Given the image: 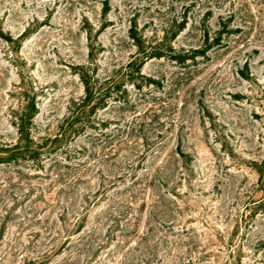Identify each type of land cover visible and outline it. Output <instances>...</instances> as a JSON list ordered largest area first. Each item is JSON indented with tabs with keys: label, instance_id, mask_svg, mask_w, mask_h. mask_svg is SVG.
<instances>
[{
	"label": "rangeland",
	"instance_id": "rangeland-1",
	"mask_svg": "<svg viewBox=\"0 0 264 264\" xmlns=\"http://www.w3.org/2000/svg\"><path fill=\"white\" fill-rule=\"evenodd\" d=\"M131 25L151 44L178 30L175 49L206 54L146 61L142 72L156 83L127 85L124 100L98 112L119 127L115 150L72 142L86 146L90 162L77 186L70 180L79 170L61 169L59 178L52 159L33 175L24 159L0 163V264H116L127 240H137V232H122L136 216L138 232L148 221L187 228L195 255L211 263L229 248L244 260L264 259L256 249L264 240V0H0V154L17 138L13 112L32 98V135L52 138L83 94L76 66L100 78L124 66L135 52ZM101 179L117 183L81 214L74 198L94 193ZM121 210L107 236L105 214Z\"/></svg>",
	"mask_w": 264,
	"mask_h": 264
},
{
	"label": "trees",
	"instance_id": "trees-1",
	"mask_svg": "<svg viewBox=\"0 0 264 264\" xmlns=\"http://www.w3.org/2000/svg\"><path fill=\"white\" fill-rule=\"evenodd\" d=\"M103 13H106V8H103ZM177 33L178 30L172 32L170 35L165 34L159 42L151 44L142 34L138 33L135 25H131L128 29V36L135 46V52L124 66L113 70L108 76L100 78L96 75L95 70L89 73L85 70L84 66L77 65L76 72L83 85V94L78 99L71 101L68 106L67 114L59 122L57 132L50 139L38 141L32 135L31 130L36 113V102H34L33 98L30 101L28 100L23 107L13 112L12 117L16 127L17 138L14 143L6 147L7 149H5L4 152H1L0 163H10L11 161L24 159L26 163L25 174L33 175L35 173L34 171L42 167L41 162L44 159H52V165L58 167L56 175H59V178H62L60 176L64 174L58 172L61 169L79 170L70 180L72 188L73 186H77L81 180L83 169L87 167L90 162L89 156L86 154V146H75L72 145V142L76 139H87L94 142H101L105 144V146H109L110 151H113V149L115 150V146L117 145L115 137L119 134V127L117 128L112 120L100 118L98 112L106 109L110 103H115L116 101H120V99L124 100L127 95V85L140 88L142 85L156 83L154 78L142 72V68L146 61L151 58L168 57L170 60L177 63H185L186 61H194L197 57L205 56V47L191 48L187 51L175 49L170 42L175 39ZM219 36L220 34L213 37L210 43L218 42ZM7 37L9 39V36ZM205 37V41H207L209 38L207 36ZM89 58H92L91 50L89 51ZM179 154L183 157L189 156L180 149ZM260 179L262 180L261 174ZM116 183V180H109V182L105 183L104 180L101 179L97 182V188L94 193L85 191L81 193L79 199L74 198L75 201H79L78 208L82 210L81 214L85 206L94 201L95 204L100 200L99 194H103L108 186L113 188ZM62 191L63 189L58 192L62 193ZM132 202L131 200L129 201L130 204ZM144 204L145 202H142L141 206ZM65 208L66 207L63 206V212ZM125 215L126 213L124 210H121V212L114 216L112 213L105 214L103 224L110 223L107 226V236L111 235V231L115 230L116 227H119L121 217ZM61 216L62 213L60 214V218ZM138 218V216L134 217L135 221L133 223L127 222L122 228L124 235L136 232L138 235L137 240H133L132 243L131 240H127L126 243L130 242L129 249L125 256L120 258L116 264H154L155 262L157 264H214V262L211 263L209 255L206 253L195 255L197 245L195 244V246L190 247L192 241H187V228L175 227L172 223L168 222H162L160 226H158L148 221L144 225L142 231L138 232ZM79 219L80 217L78 215L72 224L76 226V229L83 226L82 222L84 219ZM98 230V227L92 229L91 234H94ZM163 231H165V233L159 240L154 241L151 239L152 234ZM167 231L171 233H167ZM180 232L186 234L179 243V240L177 241L174 237L176 238V235L180 234ZM87 233H89V231ZM67 238L68 236H66L63 242H65ZM229 245L232 246L231 244ZM57 246L58 245L55 244L53 248ZM52 249L44 251L41 257L50 254ZM139 249L143 250L136 255ZM256 249L264 251L263 239L258 240ZM26 259L27 258L24 259V262ZM28 260V262H32L34 258H29ZM61 264L69 263H67L65 259ZM70 264L76 263L70 262ZM86 264H88V262H86ZM101 264H106V261L101 262ZM216 264H264V259L252 258L250 260H244L240 248H229L225 260H217Z\"/></svg>",
	"mask_w": 264,
	"mask_h": 264
}]
</instances>
